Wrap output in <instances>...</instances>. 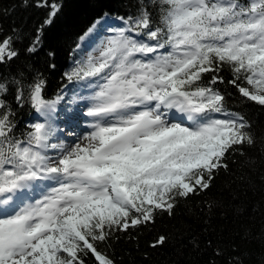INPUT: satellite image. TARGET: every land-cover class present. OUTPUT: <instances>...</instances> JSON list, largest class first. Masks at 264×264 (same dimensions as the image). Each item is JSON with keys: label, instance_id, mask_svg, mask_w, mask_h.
<instances>
[{"label": "snow or ice", "instance_id": "snow-or-ice-1", "mask_svg": "<svg viewBox=\"0 0 264 264\" xmlns=\"http://www.w3.org/2000/svg\"><path fill=\"white\" fill-rule=\"evenodd\" d=\"M33 3L0 36V264H120L133 233L264 264V123L231 104L264 109V0H91L60 69L34 58L63 4Z\"/></svg>", "mask_w": 264, "mask_h": 264}, {"label": "trees", "instance_id": "trees-1", "mask_svg": "<svg viewBox=\"0 0 264 264\" xmlns=\"http://www.w3.org/2000/svg\"><path fill=\"white\" fill-rule=\"evenodd\" d=\"M58 2L63 4V8L52 24L45 25L44 48L34 59L38 60L39 64L43 66L47 60L45 53L48 47L52 46L57 50L56 62L58 69H60L68 58L67 49L71 42L66 36L68 22L71 21L74 24V31L78 34L80 30L88 25L93 17V12L90 7L91 0H58ZM47 13V7H37L33 0H0V36L4 35L13 24H16L25 29V36L30 39L35 28L43 22ZM17 46L22 48L23 44H18ZM57 84L58 72L52 74L49 92L53 91ZM231 104L236 109L243 108L253 120L264 123V109L256 106V102L249 104L233 96L231 97ZM219 183L218 181V185ZM192 203L193 201H189L188 206L191 207ZM187 240L188 238L184 242L185 248L181 257L182 264H203L210 256V251L202 252L197 250ZM147 242L148 236L142 234L139 239L140 249H144L147 246ZM199 243L201 249H203L204 236L200 237ZM104 247V245H101V248ZM107 251L114 255L120 264H172L177 258L176 250L173 246L159 250L150 249L151 255L145 257L143 252L137 249L135 233H133L132 239L121 237L118 242L114 241L113 245L107 247Z\"/></svg>", "mask_w": 264, "mask_h": 264}]
</instances>
